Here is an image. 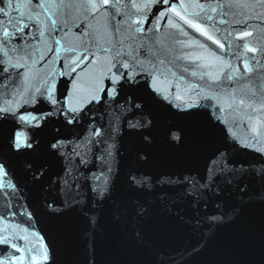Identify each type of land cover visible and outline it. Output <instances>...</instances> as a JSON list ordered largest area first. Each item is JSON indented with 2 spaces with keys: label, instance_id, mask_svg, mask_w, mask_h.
Returning <instances> with one entry per match:
<instances>
[{
  "label": "snow or ice",
  "instance_id": "1",
  "mask_svg": "<svg viewBox=\"0 0 264 264\" xmlns=\"http://www.w3.org/2000/svg\"><path fill=\"white\" fill-rule=\"evenodd\" d=\"M0 98V264H57L69 212L104 217L114 264H165L185 225L193 257L224 227L208 264H264V0H0ZM165 114L193 163L151 165L187 139Z\"/></svg>",
  "mask_w": 264,
  "mask_h": 264
},
{
  "label": "water",
  "instance_id": "2",
  "mask_svg": "<svg viewBox=\"0 0 264 264\" xmlns=\"http://www.w3.org/2000/svg\"><path fill=\"white\" fill-rule=\"evenodd\" d=\"M0 98V103H3ZM164 125L177 126L183 124L188 131L187 139L181 150H172L165 146H160L154 151L151 165L159 169H168L185 164L193 163L199 146L196 130L188 122H181L165 115L161 116ZM243 133V129H241ZM230 158L238 161H246L251 158V154L244 150L235 151L229 149ZM227 195V193H226ZM258 214L255 207L249 208L247 216L249 218ZM39 227V225H38ZM55 230L59 233L57 244V264H87L88 258L95 252V264H114L116 256L111 245V233L106 227L104 217L101 215L98 224L91 229L82 217L69 212L66 216L55 222ZM44 231H53V226L46 223ZM207 229L204 232L207 233ZM232 229L222 227L214 236L209 237V247L200 256L193 257L185 249L199 239V234L194 233L190 225L183 227H173L170 230L158 232L157 242L161 250L158 260H163L168 264L169 257L173 264H208L210 260H226L232 256L225 251L222 241L232 234ZM181 253H184L181 256Z\"/></svg>",
  "mask_w": 264,
  "mask_h": 264
}]
</instances>
